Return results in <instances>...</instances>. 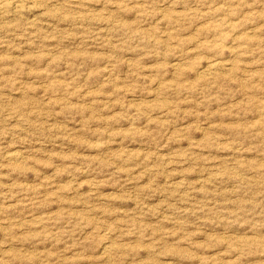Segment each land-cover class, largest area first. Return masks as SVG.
Segmentation results:
<instances>
[{"label": "rangeland", "instance_id": "obj_1", "mask_svg": "<svg viewBox=\"0 0 264 264\" xmlns=\"http://www.w3.org/2000/svg\"><path fill=\"white\" fill-rule=\"evenodd\" d=\"M17 2L0 264H264V0Z\"/></svg>", "mask_w": 264, "mask_h": 264}, {"label": "bare ground", "instance_id": "obj_2", "mask_svg": "<svg viewBox=\"0 0 264 264\" xmlns=\"http://www.w3.org/2000/svg\"><path fill=\"white\" fill-rule=\"evenodd\" d=\"M15 3H19L17 2V0H0V15L2 14H6V12L8 13V11L12 8H14L12 5H14ZM16 7V11L18 12V8L19 5H15ZM20 8V7H19ZM22 8V6H21ZM20 10V9H19ZM213 67V66H212ZM11 156L9 158L13 159V160H16L17 159V155L14 153V154H10ZM9 156V155H8ZM10 159V160H11ZM12 160V161H13ZM17 161V160H16Z\"/></svg>", "mask_w": 264, "mask_h": 264}]
</instances>
